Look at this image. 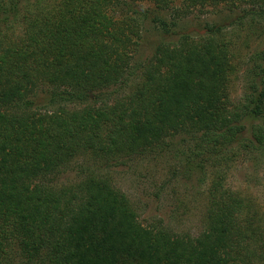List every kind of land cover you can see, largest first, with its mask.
Segmentation results:
<instances>
[{
  "label": "trees",
  "instance_id": "16d2710c",
  "mask_svg": "<svg viewBox=\"0 0 264 264\" xmlns=\"http://www.w3.org/2000/svg\"><path fill=\"white\" fill-rule=\"evenodd\" d=\"M245 1L230 26L263 34L264 0H0V264H264L263 223L218 181L198 236L143 226L91 170L60 183L76 160L144 155L176 137L215 167L264 156V49L234 101L226 25L171 38L182 13ZM145 30L162 38L136 59Z\"/></svg>",
  "mask_w": 264,
  "mask_h": 264
},
{
  "label": "rangeland",
  "instance_id": "374dc122",
  "mask_svg": "<svg viewBox=\"0 0 264 264\" xmlns=\"http://www.w3.org/2000/svg\"><path fill=\"white\" fill-rule=\"evenodd\" d=\"M151 13H177L173 10L159 11L149 3L141 4ZM249 3L238 2L237 6L221 4L182 13V23L175 28L178 33L184 28L194 34L203 33L208 23L226 25V40L232 43V63L235 71L230 78V96L234 101L242 98L246 88L247 60L256 51L264 49L262 29L230 26V17L241 15ZM171 14V15H173ZM263 25V24H262ZM262 27V26H259ZM143 44L136 59H150L153 49L162 38L158 31L143 32ZM178 137L170 148L144 155L123 156L107 162L83 158L72 163L69 171L60 176L61 184H72L91 170L94 174L112 180L130 200L139 221L145 227L169 228L178 234L200 235L206 228L208 193L215 181L225 189L246 199L252 211L264 225V156L239 153L228 163L215 167L191 148L180 145Z\"/></svg>",
  "mask_w": 264,
  "mask_h": 264
}]
</instances>
